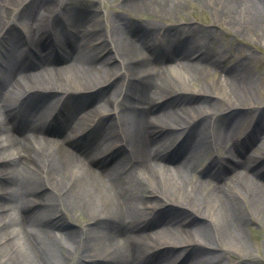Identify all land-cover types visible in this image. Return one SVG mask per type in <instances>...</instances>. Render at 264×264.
Masks as SVG:
<instances>
[{"label":"bare ground","instance_id":"obj_1","mask_svg":"<svg viewBox=\"0 0 264 264\" xmlns=\"http://www.w3.org/2000/svg\"><path fill=\"white\" fill-rule=\"evenodd\" d=\"M110 1L132 17L98 25L72 2L0 0V37L8 40L0 68L1 264H164L169 249L149 252L181 245L189 249L181 264H221L227 253L228 261L255 264L246 229L249 222L264 229V142L258 134L239 140L246 116L264 112L246 66L253 55L218 74L219 59L204 47L222 25L264 48V0ZM182 2L207 3L215 16L210 26L180 25L188 42L178 44L179 24L158 20L177 15ZM139 14L153 19L143 25ZM154 34H163L160 48L146 41ZM196 37L203 41L192 59ZM107 91L123 96L117 117L105 115L74 138ZM173 91L200 97L179 100ZM42 102H50L44 111ZM257 126L264 130V120ZM182 133L170 152L169 139ZM215 145L230 162L197 176ZM163 202L182 210L161 211ZM65 213L87 222L66 230ZM180 213L189 223L177 220Z\"/></svg>","mask_w":264,"mask_h":264},{"label":"rangeland","instance_id":"obj_2","mask_svg":"<svg viewBox=\"0 0 264 264\" xmlns=\"http://www.w3.org/2000/svg\"><path fill=\"white\" fill-rule=\"evenodd\" d=\"M58 1L72 2V7L83 6L84 9L81 10V12L85 13L87 15V18H91L94 11H99V13L101 14L104 20L101 23H98V25L108 23V21L114 18L115 16H117V14H120V13L131 14L130 12L125 11L124 9L116 7V2H112L110 0H105V1H102V0H58ZM182 3H183L182 4L183 7L181 8L180 12L177 15H174L173 17L168 18V19L158 20V24L160 23L164 24L163 21L168 22L164 24L166 25L165 27L172 26L170 22H174V21H176L179 24V30L175 31L172 34L174 35V41L177 40V37H180L179 35H181L180 25L182 24H185L186 26H190V25L210 26L214 23V18H213L215 16L214 9H210L207 3H204L200 7L195 6V5L193 6L191 4L189 5L185 2H182ZM10 13L12 14L13 10H11ZM127 14L124 15L127 19H129V17H132V14L129 16ZM135 19L137 20V22H140L143 25H145V23L150 22L153 18L149 14H139L138 19H137V16L135 17ZM20 28L24 29V27H20V25H18V26H15L14 31L19 33ZM212 30L213 32L215 31V34H214L215 36L212 37V40L210 41L209 45L207 44V47L205 46L204 48L206 51L205 53L206 56L211 54L212 56H215L217 59H220L219 60L220 66H218L217 73L220 74V70L223 67H231L241 61H244V56L246 54H252L253 57L251 61L246 64V66L248 67L249 70H251L252 75L254 76L255 80L258 81L257 84H259V87L257 88V91H256L257 95L255 96L256 101L263 100L262 102L264 105V48H262L261 44L257 42L258 41L257 37H254L252 35L251 36H247V35H244V36L236 35L235 36L231 33L229 28L224 27L222 25H218V27H215ZM146 41L149 44L158 43V42L159 43L162 42L163 44L166 43L164 42V38L158 41L154 35L147 36ZM2 47H4V45L0 43V50H2ZM1 62L2 61H0V63ZM110 62H113V61L110 60ZM121 71L122 70H120L119 72ZM99 86L105 87V84H100ZM196 87L197 88L193 89L194 91L198 90V84L196 85ZM189 88L192 89L194 88V86L190 85ZM107 93H110V92L107 91L105 94ZM172 94L174 97H176L179 100H182V99L186 100L189 98L198 99L200 97L197 93H189V92H181V91H173ZM164 97L165 96H163V98ZM34 99H36L35 96H34ZM105 102L106 101H104L103 103ZM157 103H160V102H157ZM48 105H50V102H48ZM236 108L238 109L237 110L238 112H240V110H244V109H241V107H236ZM224 109H226L225 106L222 107V110L220 112L221 116H224V114L227 113L224 111ZM155 110H156V107L152 111L154 112ZM259 110H260V107L258 108L257 111H255L256 114L251 113L250 115L246 116L247 120L244 123V128L248 127L252 122L256 121L258 118L262 119L259 121L260 123L263 122L264 112L262 115L258 113ZM245 115L246 114L243 112L241 115L235 116V119L231 120V122L236 123V121L241 120V118L244 117ZM259 136H261L260 137L261 142H264L263 140L264 130L259 132ZM173 139L174 137H171L169 139V142ZM169 142L167 143V146ZM188 143H190V138L187 140V144ZM259 144L260 143H257L258 146ZM214 150L218 151L220 150V148L216 147L214 148ZM220 155H223V154H220ZM206 156L207 154L203 155L202 160H205V162L210 161L211 158L209 156L207 157ZM221 158L222 157L220 156V159ZM199 166H200V162H199ZM198 175H200V173L199 174L197 173V176ZM161 206H162L161 211L168 210L170 212H177V211L182 210L180 206H176L175 204H172V205L166 204V205H161ZM183 217H185V214L180 213V215L177 217V220L180 221ZM86 222L87 221L85 217H83L81 214L73 215L71 213L70 214L65 213V216L60 224L65 225L67 227L66 230H71V229H79V228L81 229ZM246 234L249 240L248 248L252 252V254H254L253 260L255 264H258V263L264 264V229L256 225V223L254 222H249L248 227L246 229ZM50 238H53V237H51L50 235L48 239ZM175 253L176 251L174 252V254ZM202 253L203 255L205 254L204 252ZM230 255L231 254L227 253V255L223 257L222 259L223 262L221 264H225V263L226 264H233V263L238 264V261H237L238 258L237 259L234 258V260L231 259L230 261H228L229 259L228 257ZM174 256L172 257V260L173 258H175ZM174 260H176V258ZM163 261H166V260H163ZM186 261L188 262V258L186 259ZM169 262L171 261H166V263L165 262L164 263L169 264ZM175 264H179V261H176Z\"/></svg>","mask_w":264,"mask_h":264}]
</instances>
